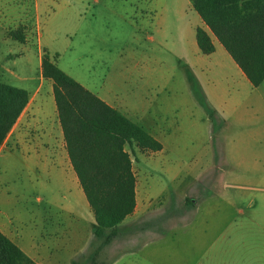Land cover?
Wrapping results in <instances>:
<instances>
[{
    "label": "rangeland",
    "instance_id": "374dc122",
    "mask_svg": "<svg viewBox=\"0 0 264 264\" xmlns=\"http://www.w3.org/2000/svg\"><path fill=\"white\" fill-rule=\"evenodd\" d=\"M34 20L42 50L57 55L64 72L163 145L126 147L137 201L146 194L161 210L129 217L98 264H264V80L254 87L221 67L218 52L199 51L195 31L203 23L191 1L0 0V81L11 82L2 68L17 70L13 59H28V72L38 73L36 43L22 58L20 44L6 39ZM17 161L0 156V223L34 236L58 264H91L82 256L90 247L79 252L95 221L71 172ZM158 224L151 239L138 238Z\"/></svg>",
    "mask_w": 264,
    "mask_h": 264
},
{
    "label": "trees",
    "instance_id": "16d2710c",
    "mask_svg": "<svg viewBox=\"0 0 264 264\" xmlns=\"http://www.w3.org/2000/svg\"><path fill=\"white\" fill-rule=\"evenodd\" d=\"M190 1L250 84L258 86L264 80V0ZM195 37L201 53L214 51L204 29L197 27ZM56 56L43 52L41 72L53 82L67 154L95 221L94 239L82 256L98 264L101 251L120 235V223L135 208L136 177L126 147L156 152L162 143L64 72ZM27 100L26 90L0 81V145ZM0 264L37 263L0 232Z\"/></svg>",
    "mask_w": 264,
    "mask_h": 264
},
{
    "label": "crops",
    "instance_id": "0c3cea01",
    "mask_svg": "<svg viewBox=\"0 0 264 264\" xmlns=\"http://www.w3.org/2000/svg\"><path fill=\"white\" fill-rule=\"evenodd\" d=\"M36 11L37 10H35L34 12ZM36 16L37 15H35L34 18H36ZM201 21L203 23V26L202 27L199 26V27H201L206 31L214 46V51L212 53L204 54V55H210V54L212 55L218 52V54L221 56V62H222V64H220L221 67L234 70L236 72V75H239L241 78L245 76L243 71L236 64V62L233 60L230 54L226 51L222 43L218 40V38L214 35V33L210 30V28L203 22L202 19ZM34 22L33 24L32 23L29 24L28 22L23 21L19 25L18 29H20L21 32L18 36H12V34L9 31L6 32L7 33L6 39L11 38L20 44L21 50L20 52L15 53L16 56L24 58L25 49H27V47L29 48L30 45L36 43L38 47L39 58H38V73L36 75L30 74L28 72L29 71L28 59L27 60L22 59V61H18V62L16 61V59H13V64L16 65L15 68L17 70L10 68H2L3 78L6 79L7 81L11 80V82H6V83L26 90L28 92V100L24 108L20 112L19 116L12 124L2 144L0 145V156L5 155V157L9 161L12 159V161L14 162L15 161L18 162L17 160H22L23 162L26 163L27 168L29 170L36 169V171H38V170H44L46 167H48L49 168L48 171L54 172V174H56L57 176H60L61 174H63V172L69 171L71 172L70 176L73 178L75 184L82 190L67 154L66 143L64 140L61 125L59 123L56 104L54 100L53 82L51 79L43 77L41 72V61L44 52L42 50V33L38 30V26L35 20ZM34 28L35 29L37 28L36 36H34L33 34ZM227 56H230V58L233 61H230L231 59L230 60L226 59L228 58ZM215 81L216 80H213L211 82L212 84L210 86L211 88L212 86L215 87L214 85ZM79 83L83 85L85 88H87L83 83L81 82ZM198 87L201 88L200 84ZM87 89L89 90V88ZM202 92L204 96H207L203 89ZM93 93L96 94L100 99H102L108 105L118 109L110 100L100 96L95 92ZM209 96H211V93L209 94ZM212 96L219 97V94L212 92ZM34 175L35 174L33 173V176ZM43 186H45V183L43 184ZM135 193H136V188H135ZM155 199L156 198L150 197L145 194L144 201L138 202L135 194V202H136L135 208L133 212L130 215L126 216V218L120 223L119 236L122 235L120 229L121 226L126 222V220H128L129 217L133 218V216H135L138 210H140V214L141 215L144 214L145 217H151V216L153 217L160 214L161 206L158 205V203H154ZM86 209L88 210L89 213L91 212L92 214V211L88 203L86 205ZM174 219L175 217L171 216L165 221V223L168 222L172 224ZM163 223L164 222L160 224L162 225ZM160 224L155 226H147L145 230L139 234L138 238L151 239L154 235L158 234L159 230L161 229ZM94 228L92 231H94ZM0 232L5 234L14 243H16L21 248V250L28 257L34 260L37 264H58L60 262L59 259L52 260L50 258L51 255L50 249H47L45 247H43L42 249L41 246L35 243L34 236H30V235L18 236L17 233L11 231L3 223H0ZM93 239H94V234L92 235L91 239L87 242V244L86 245L84 244L83 248L79 252V256L88 250ZM114 239L109 244L113 243ZM75 259L76 258L71 260V264ZM97 262L101 263L102 261L98 259Z\"/></svg>",
    "mask_w": 264,
    "mask_h": 264
}]
</instances>
